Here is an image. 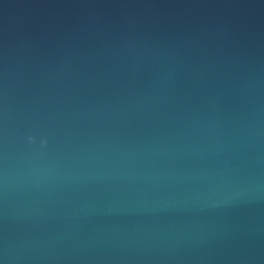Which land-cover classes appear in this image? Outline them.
Returning <instances> with one entry per match:
<instances>
[{"label":"water","instance_id":"obj_1","mask_svg":"<svg viewBox=\"0 0 264 264\" xmlns=\"http://www.w3.org/2000/svg\"><path fill=\"white\" fill-rule=\"evenodd\" d=\"M0 264H264V0H0Z\"/></svg>","mask_w":264,"mask_h":264}]
</instances>
